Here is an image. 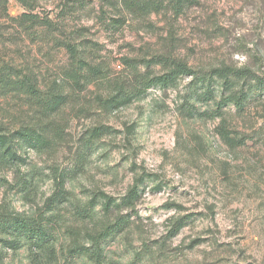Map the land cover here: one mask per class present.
Instances as JSON below:
<instances>
[{"label":"rangeland","instance_id":"374dc122","mask_svg":"<svg viewBox=\"0 0 264 264\" xmlns=\"http://www.w3.org/2000/svg\"><path fill=\"white\" fill-rule=\"evenodd\" d=\"M162 1L133 15L117 0H0L1 64L66 96L42 115L18 84L0 92V130L34 124L46 138L15 135L0 156V216L43 213L55 247L50 260L19 237L15 249L0 243L1 264H95L78 246L98 248L100 264H264V0ZM23 12L52 23L24 28ZM65 38L100 78L85 66L74 81ZM173 60L197 76L103 103L115 77L140 89ZM222 66L249 75L214 81ZM232 90L243 97L225 98ZM61 170L66 195L44 212Z\"/></svg>","mask_w":264,"mask_h":264},{"label":"trees","instance_id":"16d2710c","mask_svg":"<svg viewBox=\"0 0 264 264\" xmlns=\"http://www.w3.org/2000/svg\"><path fill=\"white\" fill-rule=\"evenodd\" d=\"M22 1V0H21ZM107 1V0H105ZM119 7L127 11L129 14L133 15H146L151 11L157 10L162 5V0H117ZM25 7L32 9L29 5L23 4ZM18 22L23 25L24 28H29L33 26H45L49 27L51 25V20L48 18H39L35 14L29 12H23L18 18ZM28 22L31 24L28 26ZM62 45L66 52L69 55V59L75 63L77 66L76 76H74V81L78 83L79 76L78 72H81L86 66L89 69L88 74L99 77V72H97V67L88 64L85 61V57L82 52H79L78 45L76 40L72 38H65L62 41ZM169 70L160 74L155 75L149 78H146V84L138 89L132 88L128 92L123 90L124 77L123 75L115 77V82H113L112 87L115 91L111 96L103 99V103L109 108H118L119 106L130 101L131 98L143 93L144 89L149 85L167 83L168 81L173 80L178 75H190L191 77H196L197 74L192 68H190L186 63L180 60H173L169 64ZM68 71V70H67ZM73 71V70H72ZM11 65H4L0 62V92L12 91L15 88L13 86L16 84L19 85L18 90L24 91L28 96H36L38 101V109L35 110L40 114H51L55 112L61 105L66 102V96L64 94L55 91L54 89L48 88L41 89L38 85V81L31 75H23V78H19L15 73ZM68 74V72H66ZM73 74V72H72ZM214 74V81L220 77H226L228 81L231 78H246L249 74L243 69H232L227 66L216 67L211 69L208 72V75ZM14 75L16 77L14 78ZM73 76V75H72ZM212 76H210L211 78ZM225 78V79H226ZM16 79V80H14ZM54 83H60V80H54ZM231 84H228L230 87ZM228 88H226L227 90ZM224 96V95H223ZM243 96L237 94L235 90H232L228 93V100H240ZM214 95H209L208 99H213ZM224 99V98H223ZM230 131L226 129H219V134L221 138L229 143H233V137H230ZM18 135L22 139H29L30 141L36 144H44L46 138L42 129L38 126L31 124L21 126L18 129L5 131L0 130V156H6L12 154L14 149V137ZM54 191L51 197L45 202L42 210L44 212L52 209V204L55 201H62L66 195L65 183L67 181V175L64 171H58L54 173ZM100 196L104 199V208L106 211L109 210L111 206L112 199L106 194L100 193ZM92 201L90 202V204ZM90 206V205H89ZM85 214L91 216L90 211L87 208H84ZM122 216L117 219L115 224L125 223L121 220ZM0 243L8 248L15 249L18 247V238L25 237L28 240L31 251L35 254L44 252L47 259H55V247L54 241L52 240L51 229L47 226V218L44 217L43 213L39 212L36 215L30 217H19V216H0ZM78 250L85 252L89 255V258L94 261L95 264H100L99 257L101 252L98 248H95L93 251L89 252V248L78 246ZM1 264V263H0Z\"/></svg>","mask_w":264,"mask_h":264}]
</instances>
